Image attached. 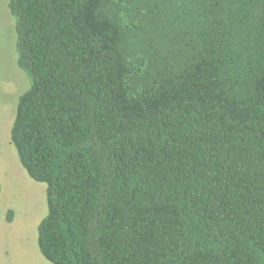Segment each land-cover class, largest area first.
I'll list each match as a JSON object with an SVG mask.
<instances>
[{"label": "trees", "instance_id": "1", "mask_svg": "<svg viewBox=\"0 0 264 264\" xmlns=\"http://www.w3.org/2000/svg\"><path fill=\"white\" fill-rule=\"evenodd\" d=\"M11 142L52 264H264V0H9Z\"/></svg>", "mask_w": 264, "mask_h": 264}, {"label": "rangeland", "instance_id": "2", "mask_svg": "<svg viewBox=\"0 0 264 264\" xmlns=\"http://www.w3.org/2000/svg\"><path fill=\"white\" fill-rule=\"evenodd\" d=\"M29 86L18 66L9 0H0V264H52L38 244V227L48 214L47 186L29 176L11 142L18 101Z\"/></svg>", "mask_w": 264, "mask_h": 264}]
</instances>
